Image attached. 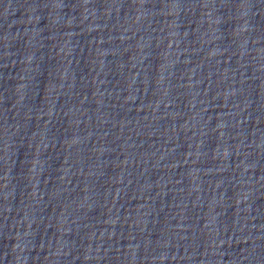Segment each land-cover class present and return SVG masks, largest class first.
<instances>
[{"label": "water", "instance_id": "water-1", "mask_svg": "<svg viewBox=\"0 0 264 264\" xmlns=\"http://www.w3.org/2000/svg\"><path fill=\"white\" fill-rule=\"evenodd\" d=\"M124 264H264V0H0Z\"/></svg>", "mask_w": 264, "mask_h": 264}]
</instances>
